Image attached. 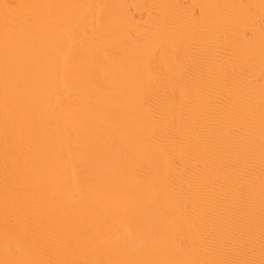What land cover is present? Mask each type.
I'll return each mask as SVG.
<instances>
[{
	"label": "bare ground",
	"instance_id": "bare-ground-1",
	"mask_svg": "<svg viewBox=\"0 0 264 264\" xmlns=\"http://www.w3.org/2000/svg\"><path fill=\"white\" fill-rule=\"evenodd\" d=\"M0 264H264V0H0Z\"/></svg>",
	"mask_w": 264,
	"mask_h": 264
}]
</instances>
